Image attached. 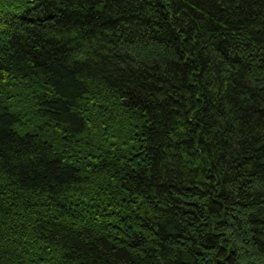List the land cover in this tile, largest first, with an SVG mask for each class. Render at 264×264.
Instances as JSON below:
<instances>
[{
  "label": "trees",
  "instance_id": "16d2710c",
  "mask_svg": "<svg viewBox=\"0 0 264 264\" xmlns=\"http://www.w3.org/2000/svg\"><path fill=\"white\" fill-rule=\"evenodd\" d=\"M0 264H264V0H0Z\"/></svg>",
  "mask_w": 264,
  "mask_h": 264
}]
</instances>
